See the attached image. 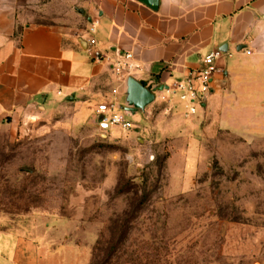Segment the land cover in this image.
Returning a JSON list of instances; mask_svg holds the SVG:
<instances>
[{"label": "crops", "instance_id": "obj_1", "mask_svg": "<svg viewBox=\"0 0 264 264\" xmlns=\"http://www.w3.org/2000/svg\"><path fill=\"white\" fill-rule=\"evenodd\" d=\"M90 37L111 57L117 49L130 51L140 68L118 74L111 61H94L87 51ZM215 49L224 53L223 74L197 123V165L190 174L198 170L201 143L212 132L259 140L264 126V0H0V133L14 142L27 130L46 128V122L64 112L74 127L122 132L101 126L96 109L104 101L128 108L130 79L158 94L146 115L142 112L145 119L158 104L172 112L171 122L179 121L183 103L174 96L159 101L165 93L155 87L172 86ZM131 111L137 115L141 109ZM90 194L81 189L70 202L76 208L72 217L54 216L57 224L45 225V230L69 229L65 243L4 230L7 218L0 216V264H89L91 246L72 242L69 235L82 222V204Z\"/></svg>", "mask_w": 264, "mask_h": 264}, {"label": "rangeland", "instance_id": "obj_2", "mask_svg": "<svg viewBox=\"0 0 264 264\" xmlns=\"http://www.w3.org/2000/svg\"><path fill=\"white\" fill-rule=\"evenodd\" d=\"M146 107L130 115L129 131L74 127L64 112L14 142L0 133V216L29 237L65 243L69 229L45 225L74 212L70 202L81 189L92 192L82 204L86 216L69 235L91 246L92 262L101 233L108 240L109 218L126 207L115 193L126 172L136 183L146 178L154 192L105 264H264V126L253 142L212 132L190 174L203 107L193 116L178 113L175 122L158 104L145 119Z\"/></svg>", "mask_w": 264, "mask_h": 264}, {"label": "built area", "instance_id": "obj_3", "mask_svg": "<svg viewBox=\"0 0 264 264\" xmlns=\"http://www.w3.org/2000/svg\"><path fill=\"white\" fill-rule=\"evenodd\" d=\"M94 32V25L90 28ZM88 53L94 61L109 60L112 63L113 69L116 73L123 72L131 75L135 70L140 68V64L134 61L133 54L130 51H121L119 49L113 51V57L109 53L102 52L97 47V40L90 37L88 40ZM247 53H250L248 50ZM224 53L220 49H215L205 55L201 61V65L196 70H191L181 80L173 83L172 86L166 89L155 87V90L163 92L160 97L164 102H170L171 97L177 99L184 105V113L187 116L196 115L199 107H203L209 97L214 93V82L219 75L223 74V68L220 61ZM155 98L156 95L154 94ZM96 114L99 117V124L105 128L110 129L118 127L123 131L132 130L135 123L131 120L130 115L126 109L114 101H104L97 106Z\"/></svg>", "mask_w": 264, "mask_h": 264}, {"label": "trees", "instance_id": "obj_4", "mask_svg": "<svg viewBox=\"0 0 264 264\" xmlns=\"http://www.w3.org/2000/svg\"><path fill=\"white\" fill-rule=\"evenodd\" d=\"M143 85H146L145 83ZM164 159H162L157 166L160 172L165 168ZM135 177H128L126 172L119 174L117 179V185L115 188L116 196L126 198V207L120 213H113L109 218V224L107 227V233L109 235L108 240H104L105 233H101V240L95 247L94 260H90L89 264H105L110 262L112 257L115 256L122 244L129 238L130 231L134 221L140 215V212L144 209L147 203L151 200L154 191L148 188V181L143 178L141 183H136ZM56 206L61 205L60 203ZM73 211L66 213H60L58 217H72ZM86 210H84V216ZM4 230H13L10 226L5 224L2 226ZM93 254V252H92ZM103 255V256H101Z\"/></svg>", "mask_w": 264, "mask_h": 264}, {"label": "water", "instance_id": "obj_5", "mask_svg": "<svg viewBox=\"0 0 264 264\" xmlns=\"http://www.w3.org/2000/svg\"><path fill=\"white\" fill-rule=\"evenodd\" d=\"M154 4V3H153ZM130 97L128 99V108L126 110L130 113L131 109H143L155 100V95L147 87L130 79Z\"/></svg>", "mask_w": 264, "mask_h": 264}]
</instances>
